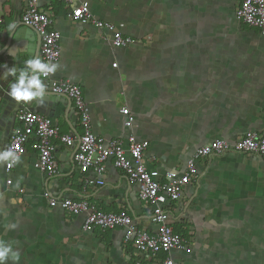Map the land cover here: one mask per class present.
Instances as JSON below:
<instances>
[{
    "label": "crops",
    "instance_id": "crops-1",
    "mask_svg": "<svg viewBox=\"0 0 264 264\" xmlns=\"http://www.w3.org/2000/svg\"><path fill=\"white\" fill-rule=\"evenodd\" d=\"M79 1L88 2L96 19L134 40L113 48L107 33L68 22L70 7L42 4L60 35L57 76L80 86L94 135L125 142L133 133L149 142L143 162L163 176L182 174L195 151L215 139L232 143L246 132L264 130V37L235 20L238 0ZM24 3L7 0L0 23L4 41L14 18L21 23ZM22 45L23 50L32 46ZM2 76L7 77L0 81V152L6 151L22 109L52 118L62 135L82 136L78 118L67 115L65 106L52 109L36 98L17 102L5 94L16 75L0 66ZM41 83L50 92L47 81ZM124 107L135 118L132 131L123 127L119 111ZM31 144L10 174L12 186L5 184L6 161H0V247L11 249L4 264L162 263L163 255L138 256L124 242V229L84 233L82 215L49 208L42 198L47 191L55 198L85 201L154 231L150 207L112 162L104 184L88 186L82 177L77 181V145L54 141L58 172L50 177L33 169ZM196 170L197 181L172 207L179 211L172 229L183 232L187 249L171 252L170 258L177 264H264V160L231 152L198 160ZM17 188L24 190L18 198ZM16 251L18 261L12 259Z\"/></svg>",
    "mask_w": 264,
    "mask_h": 264
},
{
    "label": "built area",
    "instance_id": "built-area-1",
    "mask_svg": "<svg viewBox=\"0 0 264 264\" xmlns=\"http://www.w3.org/2000/svg\"><path fill=\"white\" fill-rule=\"evenodd\" d=\"M53 1L60 6L70 7L65 11V18L68 22L107 33L108 41L113 48H126L134 43L132 38L124 36L112 24L96 19L89 10L88 2L25 0L21 12V23L39 34L41 62L55 66L60 59V35L52 28L53 20L50 12L42 8V4L49 6ZM234 18L239 24L258 31L264 37V0H238ZM115 66L113 64V67ZM39 75L40 79L47 81L51 93L64 96L72 102L83 134L78 138L62 135L52 118L22 109L18 111V125L11 133L6 150L16 151L22 157L25 154L26 145L31 141V148L36 154L33 169L53 177L58 172L54 141L67 147L77 145L74 155L77 181L82 177V181L88 186L103 185L107 164L112 162L113 168L122 174L129 184L137 188L139 199L150 207L149 224L155 227L154 231L148 232L138 228L124 213H103L85 201L76 202L67 198H55L47 191L42 193V198L49 208H60L70 216L82 215L81 229L84 233L95 229H124V242L130 244L141 258L147 256L154 259L163 255L164 259L161 264H177L170 258V253L186 251L187 241L175 234L172 229L171 222L175 221L179 215L178 209H172V207L181 200L185 188L197 181L196 163L198 160L221 157L231 152L257 156L264 160V130L249 131L232 143L215 139L195 151L182 174L168 171L161 176L157 169L149 168L143 162L149 149V142L138 140L133 133L127 135L125 142L106 140L94 135L90 126L89 109L82 98L80 86L58 77L56 70L48 76H43L40 72ZM119 113L123 117V127L132 131L135 118L129 109L124 107ZM10 162L11 158L4 164L7 186H12L10 174L19 161L9 166ZM89 174L94 177L86 178ZM23 193L22 188H17L14 196L18 198ZM139 263L140 261H137L136 264Z\"/></svg>",
    "mask_w": 264,
    "mask_h": 264
},
{
    "label": "water",
    "instance_id": "water-1",
    "mask_svg": "<svg viewBox=\"0 0 264 264\" xmlns=\"http://www.w3.org/2000/svg\"><path fill=\"white\" fill-rule=\"evenodd\" d=\"M6 3L7 0H0V23H3L5 21ZM14 23L16 24L10 25L8 27V36L6 37L5 41L4 38L0 37V66L3 67L4 73H7V71L9 72V69L15 68L16 77H18L20 71L26 68V61L36 57H39V59L41 60V57L39 55L41 38L36 31L24 26L22 23H18L17 25V19L15 18ZM19 26L21 28H17ZM24 41H27L32 45L27 50L22 49V42ZM15 44H18L17 46L19 49L17 53L13 54V52H11V48L15 46ZM34 74L37 75L38 78L40 77L39 70H36L35 72L28 70L29 78ZM6 77L2 76V78H0V81H4ZM15 82H12L11 84ZM32 91H36V89H32ZM5 94L9 95V92L5 90ZM36 100L37 102L43 101L48 103L50 106H52V109L57 104H61L65 106V113L67 115H73L74 121L77 120L72 102L64 96H57L51 92H46L43 89L42 97L36 98Z\"/></svg>",
    "mask_w": 264,
    "mask_h": 264
},
{
    "label": "clouds",
    "instance_id": "clouds-1",
    "mask_svg": "<svg viewBox=\"0 0 264 264\" xmlns=\"http://www.w3.org/2000/svg\"><path fill=\"white\" fill-rule=\"evenodd\" d=\"M28 70H31L32 72L39 70L43 76H48L49 74L55 72V66L41 62L39 57L26 61V68L20 71L18 77L16 78V82L10 86L11 90L9 95L17 102H27L35 98L42 97L45 86L41 83V79L40 77L38 78L37 75H31L29 78ZM9 74L15 76V68L9 69ZM32 89H36V91H32ZM10 158L11 162L8 163L9 166H11L12 163L18 162L21 157L19 153L13 150L0 152V161H9ZM0 244H3V242H0ZM10 251L11 249L9 247H0V264H4ZM12 259L16 261L19 260L18 251L12 253Z\"/></svg>",
    "mask_w": 264,
    "mask_h": 264
},
{
    "label": "trees",
    "instance_id": "trees-1",
    "mask_svg": "<svg viewBox=\"0 0 264 264\" xmlns=\"http://www.w3.org/2000/svg\"><path fill=\"white\" fill-rule=\"evenodd\" d=\"M173 231H174L175 234H177L180 237L184 236L183 232H180L179 230L173 229Z\"/></svg>",
    "mask_w": 264,
    "mask_h": 264
}]
</instances>
